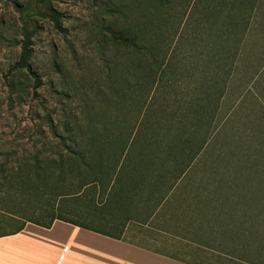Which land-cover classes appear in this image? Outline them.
Listing matches in <instances>:
<instances>
[{
  "label": "rangeland",
  "instance_id": "1",
  "mask_svg": "<svg viewBox=\"0 0 264 264\" xmlns=\"http://www.w3.org/2000/svg\"><path fill=\"white\" fill-rule=\"evenodd\" d=\"M222 1L0 0V176L15 169L19 159L61 156L66 161L61 170L41 171L50 172L45 180L21 182L16 188L1 183L0 233L26 220L46 223L59 216L192 264H264L263 220L251 223L252 236L243 246L238 237L227 235L243 214L232 216V210L219 208L203 186L180 185L154 210L145 202L150 187L142 185L136 193L130 180L135 173L127 167L104 168L99 180L83 187L92 171L71 165L51 135L54 129L64 141L73 136L84 143L90 136L80 133L95 130L92 136L111 147L122 135L127 147L132 144L119 159L118 166L125 167V157L146 148V136L137 133L133 115L116 117L114 105L107 104L113 88L125 89L122 78L132 75L127 68L133 54L122 46L129 32L179 66L190 59L194 38L200 42L201 21ZM254 4L252 30L241 43V54L228 59L232 66L223 75L225 93L212 117L211 137L185 169L188 177L237 176L242 187L264 186V0ZM241 10L223 9L219 15ZM24 37L31 49L30 70L39 78L35 91L25 71L7 73ZM199 53L196 49L192 56L199 59ZM181 91H189L184 83ZM210 91L216 96L211 95L209 109L218 94L215 88ZM87 109L92 114L88 120ZM63 124L73 133L63 132Z\"/></svg>",
  "mask_w": 264,
  "mask_h": 264
},
{
  "label": "trees",
  "instance_id": "2",
  "mask_svg": "<svg viewBox=\"0 0 264 264\" xmlns=\"http://www.w3.org/2000/svg\"><path fill=\"white\" fill-rule=\"evenodd\" d=\"M254 1L256 0H223L219 6L215 5L210 11V15L206 16L207 19L201 21L200 42L196 37L190 44L192 46L189 51V53L191 52L190 59L179 66L169 64L165 52L159 53L152 45L140 44L138 33L129 32L130 38L122 46H125L133 54L127 68L132 72V75L130 78H122V83L126 86L125 89L120 86L113 88L114 92L107 96V104L114 105L112 107L115 108L114 113L117 112L116 117L124 116L125 118V114L133 115L137 133L146 136V148L136 156L125 157L122 161L128 164L122 167V164L118 166L119 159L132 149V144L127 147V142L123 140L122 135H119V139H117L118 145L111 147L110 142L97 140L92 136L95 130L92 132L85 129L80 133L82 135L87 133L90 136L83 143L73 136L64 141L62 135L51 129V135L57 139L59 146L70 156L69 163L92 171L90 181L83 184V187L99 180L98 172L100 173L104 168L106 170L118 168L120 171L127 167L135 173L133 177H130V180L131 185L136 188V193H139L142 185L150 187L149 192L146 193L145 202H149L154 210L162 202L168 201L169 196L180 185L203 186L205 196H208L211 202L218 204L219 208L232 210L230 213L232 216L236 211L243 214L242 222L238 224L235 231L231 229L230 233L227 232V235L238 237L241 240L240 243L247 246V239L252 236L248 228L255 227L251 226V223L259 224L258 219L264 221L262 219L264 216V186L257 189L242 187L238 184L237 176H228L227 179L217 178L214 175L188 177L185 169L207 142V139L211 137L209 127L213 120L212 117L215 115L220 96L225 93L223 75L229 72L232 66V60L228 59L241 54V43L252 30V20L256 18L254 16L256 8ZM240 2L241 4H239ZM241 7L244 10H241L237 15L226 16L225 13V18H221L219 15L223 9L230 12V10ZM204 41L209 44H204ZM196 49L200 51L199 59L194 57ZM30 59L29 39L24 37L17 59L7 73L25 71L26 75L31 78L32 90L35 91L39 88V78L36 72L30 70ZM224 69H226L225 72H223ZM183 83L184 89L189 91H181ZM163 88L167 92L162 91ZM213 88L218 94L214 100H211L213 106H210L209 109L206 105L209 103L211 95L214 94L210 91ZM87 110L88 120L92 114L89 109ZM63 132L73 133L66 124H63ZM145 136H143L144 139ZM45 151L41 150V153ZM103 156H106L107 160ZM17 162L18 166L15 169L9 170L7 175L0 176V185L7 182L12 185L11 187L16 188L21 182L23 184L40 179L45 180L53 169H63L66 161L59 156L57 159L34 157L30 160L19 159ZM47 169H50V172L43 173ZM104 174L107 175V172ZM199 197L193 198L195 203L200 201ZM222 211L225 212L224 209ZM54 220L119 240L117 235L100 233L86 225L59 216L51 217L46 223L32 220L24 222L48 229ZM24 222L10 232L0 233V237L19 232ZM254 236L253 238H255ZM257 248L259 252L263 249L260 243ZM158 254L182 264H192L170 255Z\"/></svg>",
  "mask_w": 264,
  "mask_h": 264
},
{
  "label": "crops",
  "instance_id": "3",
  "mask_svg": "<svg viewBox=\"0 0 264 264\" xmlns=\"http://www.w3.org/2000/svg\"><path fill=\"white\" fill-rule=\"evenodd\" d=\"M114 237V236H113ZM0 264H181L140 245L54 220L48 229L24 222L0 237Z\"/></svg>",
  "mask_w": 264,
  "mask_h": 264
}]
</instances>
